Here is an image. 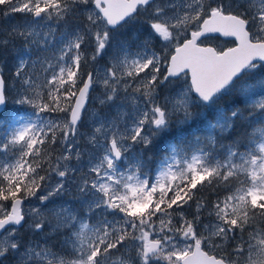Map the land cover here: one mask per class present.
Wrapping results in <instances>:
<instances>
[{"label":"snow or ice","instance_id":"1","mask_svg":"<svg viewBox=\"0 0 264 264\" xmlns=\"http://www.w3.org/2000/svg\"><path fill=\"white\" fill-rule=\"evenodd\" d=\"M14 13L0 264H264V0H0Z\"/></svg>","mask_w":264,"mask_h":264},{"label":"rangeland","instance_id":"2","mask_svg":"<svg viewBox=\"0 0 264 264\" xmlns=\"http://www.w3.org/2000/svg\"><path fill=\"white\" fill-rule=\"evenodd\" d=\"M13 15H16V13L8 16L7 19H6V21H9L10 19H13L12 22H7V24L6 23H2V25H0V35H6V33L8 34V31H6L7 30L6 29L7 25L12 24L13 27H14V26L21 25V24L25 23L26 20H27V18L24 16V14H21V15H23V17L21 19V20H23V22L21 20L19 22V19L16 16H13ZM2 17L6 18L3 15H2ZM80 23H81V21L73 18V19L69 20L67 25H65L64 27L67 28L68 30H72L75 27L79 26ZM144 31H145V29L142 27V22L134 24L128 29V32H129L130 35L134 34V33L135 34H139L140 38H142V34L144 33ZM224 41L225 40L219 39V40H216V41H211L210 43H212L213 45H217L218 44V45H221V46H230V45H226L224 43ZM138 42H139L138 40L133 41V45L135 46V44L138 43ZM15 49H21V50L23 49L22 41H19V40L16 41V48ZM85 49H86L85 52H87V54L86 53L85 54L90 57L91 56V48H90V46H85ZM12 51H13V49H11V52ZM14 51L17 52L18 50H14ZM16 52H13V53H16ZM9 54H12V53H9ZM109 55H110V53H109ZM1 59H2V57L0 58V61H1ZM107 59H108L107 55L104 57V59H100L102 62H99L98 66H105ZM13 60H14V58L12 59V61ZM93 67L94 66L90 64L89 67H88V70H92ZM93 95L95 96V95H97V93H93ZM9 103L12 104L11 103V99H10ZM94 112H95V106L90 104L89 105V113L85 117V127H82L80 129V131L82 133H87V132L90 131V128L88 127V124H89V121H90V119L92 117V114ZM72 163H73V165H75L76 162L73 161ZM65 199H68V198L65 197ZM21 234L24 235L25 238H29L30 237V234L23 232V230L21 231ZM59 240H60L59 236H53V238L50 240V243L58 245L59 244ZM3 264H15V260L10 256L9 259H6V260L3 261Z\"/></svg>","mask_w":264,"mask_h":264},{"label":"trees","instance_id":"3","mask_svg":"<svg viewBox=\"0 0 264 264\" xmlns=\"http://www.w3.org/2000/svg\"><path fill=\"white\" fill-rule=\"evenodd\" d=\"M13 16H16L19 19V22H20V20L23 17V15H21L20 13H16V15H13ZM6 19H7V17L3 18L2 14H0V25H2V23H6L7 24V22H12V20H13V19H10L9 21H6ZM21 21L23 22V20H21ZM12 27H13L12 24L7 25V27H6L7 30L6 31L10 32ZM6 35H7V33H6ZM6 35H0V37L6 36ZM22 44H23V42H22ZM14 50H18V51L16 52ZM13 52H16V53H13ZM9 53H12V54H9ZM17 53L24 54L23 53V49L22 50L21 49H13L12 52H11V50H9V51H4V52L0 53V58L2 57V59H3V60L1 59L0 63H4V64L7 65V67L5 69V73L6 74H8L10 70L14 69L15 59L13 61H12V59L17 55ZM85 53L87 54V52H85ZM99 62H102V61L99 60ZM8 107H9V109H13L16 106L9 103ZM252 130L253 129H251V128L248 129L249 132H252ZM243 131H244V129H241L240 133H243ZM186 132H187V130H186ZM186 132H185V134H186ZM240 133H238V134H240ZM177 134H178V130L174 128L167 138L170 139L172 136H176ZM208 197H209V200L215 199V197L212 194H208ZM192 211H194V208L192 209Z\"/></svg>","mask_w":264,"mask_h":264},{"label":"water","instance_id":"4","mask_svg":"<svg viewBox=\"0 0 264 264\" xmlns=\"http://www.w3.org/2000/svg\"><path fill=\"white\" fill-rule=\"evenodd\" d=\"M222 39L226 40L227 38H222Z\"/></svg>","mask_w":264,"mask_h":264},{"label":"bare ground","instance_id":"5","mask_svg":"<svg viewBox=\"0 0 264 264\" xmlns=\"http://www.w3.org/2000/svg\"><path fill=\"white\" fill-rule=\"evenodd\" d=\"M3 34V33H2Z\"/></svg>","mask_w":264,"mask_h":264}]
</instances>
